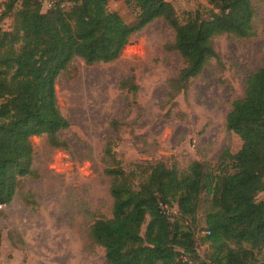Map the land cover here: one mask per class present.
Returning a JSON list of instances; mask_svg holds the SVG:
<instances>
[{
  "label": "trees",
  "instance_id": "16d2710c",
  "mask_svg": "<svg viewBox=\"0 0 264 264\" xmlns=\"http://www.w3.org/2000/svg\"><path fill=\"white\" fill-rule=\"evenodd\" d=\"M62 1L42 11L41 0H8L2 13L12 24L0 28V205L11 202L21 178L38 176L31 137L45 135L50 146L67 147L58 135L69 122L55 83L75 58L86 65L112 62L133 33L163 18L174 30L167 48L182 60L170 83L177 93L218 59L215 37L255 35L253 0H207L210 8L187 11L183 21L169 0H129L132 24L110 10L108 0H66L61 7ZM119 86L137 88L131 78ZM225 127L241 145L220 153L219 164L230 170L219 176L197 160L185 171L164 161L134 162L126 170L113 140L106 143L111 215L94 219L88 230L105 264H264V199H258L264 191V58L247 77L243 96L232 101ZM202 192L210 196L202 229L208 234L200 235L208 246L205 258L197 252L195 231Z\"/></svg>",
  "mask_w": 264,
  "mask_h": 264
},
{
  "label": "rangeland",
  "instance_id": "374dc122",
  "mask_svg": "<svg viewBox=\"0 0 264 264\" xmlns=\"http://www.w3.org/2000/svg\"><path fill=\"white\" fill-rule=\"evenodd\" d=\"M7 1L0 0L3 30L12 24V16L2 14ZM55 1L41 0L42 11ZM169 1L182 21L187 11L210 8L207 0ZM253 5L255 35L215 37L218 59L177 93L170 83L182 60L167 48L174 30L163 18L133 33L116 60L86 65L75 58L58 75L56 96L69 122L58 135L67 147L50 146L45 135L31 137L38 176L21 178L11 202L0 208V264H105L104 250L90 245L88 230L94 219L111 215V179L103 157L110 140L126 170L134 162L164 161L185 171L193 160L214 176L230 170L219 164V155L225 149L235 153L241 141L226 129L225 118L264 58V1ZM108 7L126 23L135 21L129 0H108ZM126 78L135 91L120 88ZM209 206L210 196L202 192L195 229L201 258L208 252L200 235ZM176 210L174 205L171 213Z\"/></svg>",
  "mask_w": 264,
  "mask_h": 264
},
{
  "label": "built area",
  "instance_id": "2783aa9c",
  "mask_svg": "<svg viewBox=\"0 0 264 264\" xmlns=\"http://www.w3.org/2000/svg\"><path fill=\"white\" fill-rule=\"evenodd\" d=\"M68 3H67V1L66 0H63L62 2H61V4H60V6L62 7V6H66ZM54 5H55V3L52 5V6H50V8H53L54 7ZM160 206H161V208H163V206L160 204ZM2 207V205H0V208ZM201 234H208V232L207 231H202L201 232Z\"/></svg>",
  "mask_w": 264,
  "mask_h": 264
}]
</instances>
